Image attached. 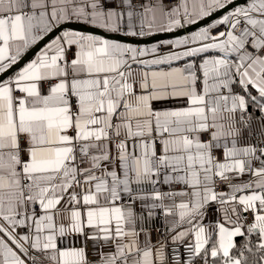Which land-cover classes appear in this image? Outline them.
I'll use <instances>...</instances> for the list:
<instances>
[{"label": "snow or ice", "instance_id": "6c2138e0", "mask_svg": "<svg viewBox=\"0 0 264 264\" xmlns=\"http://www.w3.org/2000/svg\"><path fill=\"white\" fill-rule=\"evenodd\" d=\"M0 264H264V0H0Z\"/></svg>", "mask_w": 264, "mask_h": 264}, {"label": "water", "instance_id": "95a60500", "mask_svg": "<svg viewBox=\"0 0 264 264\" xmlns=\"http://www.w3.org/2000/svg\"><path fill=\"white\" fill-rule=\"evenodd\" d=\"M194 30V29H193ZM184 32H180L177 35H183ZM103 36L106 37H112L114 39L129 43V44H134V45H140V44H145V43H151L153 41H157L153 38H144V39H136V38H132V37H123L122 35H111V34H106V33H102ZM170 38H174L173 34H168L162 37V39H170ZM37 49L32 50L31 52L28 53V55L25 57V60L21 61V64L19 66H21L23 63H25L26 61H28L30 59V57L33 55V53H35ZM17 66V67H19ZM16 70V68L14 67L13 69L9 70V72L5 73L4 76H8L11 75L14 71Z\"/></svg>", "mask_w": 264, "mask_h": 264}, {"label": "crops", "instance_id": "0c3cea01", "mask_svg": "<svg viewBox=\"0 0 264 264\" xmlns=\"http://www.w3.org/2000/svg\"><path fill=\"white\" fill-rule=\"evenodd\" d=\"M135 2L136 3H140L141 2V0H135ZM195 30V29H194ZM106 34H111V35H114L115 33H106ZM115 35H120V34H115ZM105 38H108V39H114V38H112V37H106V36H104ZM132 38H136V39H144V38H137V37H132ZM114 40H117V39H114ZM120 41V40H119ZM123 42V41H122ZM159 41H153V42H151V43H145V44H140V45H134V44H131V45H133V46H136V47H152L155 43H158ZM126 43V42H125ZM38 51V50H37ZM37 51L35 52V53H33V55L30 57V59H32V58H34V56H35V54L37 53ZM29 59V60H30ZM23 65V64H22ZM21 65V66H22ZM16 71V70H15ZM14 71V72H15ZM14 72L12 73V74H14ZM11 74V75H12ZM156 107H160V105H156ZM153 239L155 240V235H154V237H153ZM92 254L90 253V256H91Z\"/></svg>", "mask_w": 264, "mask_h": 264}]
</instances>
